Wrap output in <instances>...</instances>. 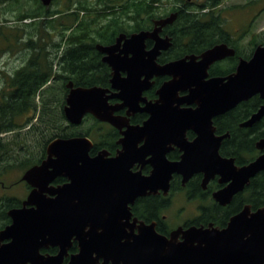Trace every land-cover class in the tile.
<instances>
[{
    "label": "water",
    "instance_id": "1",
    "mask_svg": "<svg viewBox=\"0 0 264 264\" xmlns=\"http://www.w3.org/2000/svg\"><path fill=\"white\" fill-rule=\"evenodd\" d=\"M40 1L48 7L53 0ZM176 17V11L170 12L155 20L152 31L133 32L128 37L120 33L112 45L96 44L106 53L102 61L112 69L109 82L115 92L100 85L67 83L66 121L80 125L90 114L117 129L126 126L118 141L121 148L114 156L104 149L90 155L93 142L87 136L49 141L45 157L20 176L30 190L21 207L7 210L10 223L0 229V264H63L73 240L78 242V251L70 255L67 264H97L94 254L105 258L102 264L107 260L113 264H264V207L252 210L249 204L224 228L190 227L182 231L180 243L145 226L132 241H122L129 204L138 196L159 190L167 194L172 172L182 174L184 181L199 171L205 172V180L220 174L228 184L213 196L226 204L251 177L264 171V152L241 167L234 166L232 158H222L218 148L224 136L215 137L212 124L214 116L255 94L264 99V45L258 44L250 58H241L235 71L224 77L207 79V70L213 62L234 55V49L225 43L157 68L152 59L142 58V41L152 37L157 41L156 49L167 48L168 38L163 44L158 31ZM120 45L124 56L114 54ZM128 52L133 56L127 58ZM157 72L170 77L158 90L159 105H150L151 116L143 125H128L127 116L140 109L147 78ZM179 91L187 94L179 96ZM110 97H117L120 103L109 104ZM120 107H127L126 116L114 114ZM263 116L264 104L246 124ZM187 129L196 133L192 141L185 138ZM167 143L182 151L180 160L166 158ZM256 146L263 150L264 138ZM135 163H149L152 169L143 175L141 170H131ZM58 177L66 181L53 184ZM49 247H57V252H41Z\"/></svg>",
    "mask_w": 264,
    "mask_h": 264
},
{
    "label": "trees",
    "instance_id": "2",
    "mask_svg": "<svg viewBox=\"0 0 264 264\" xmlns=\"http://www.w3.org/2000/svg\"><path fill=\"white\" fill-rule=\"evenodd\" d=\"M69 1H76L80 7L73 8L70 3L68 12L46 10L39 0H35L33 12L21 14L24 10L16 7V18L31 19L36 24V50L28 63L9 77L11 88L0 89V184H6L10 174L39 163L45 157L46 145L56 137L88 136L95 141L93 153L99 148L111 149L113 128L89 115L80 125H71L63 113L69 81L75 86L108 85L109 75L95 55V42L112 39L119 32L137 31L151 18L178 10L174 27H188L192 36L201 37L202 42L197 44L201 48L218 42L235 45L220 13L222 0H99L100 8L90 6V0ZM153 3L160 6L159 10ZM83 10L91 13L80 16ZM73 25L75 28L68 31ZM252 43L264 45V31L255 35ZM62 180L57 178L55 182ZM242 196L243 203L253 209L264 207V171L251 179ZM19 201L0 196V229L10 222L7 210ZM236 202L237 197L233 204Z\"/></svg>",
    "mask_w": 264,
    "mask_h": 264
},
{
    "label": "flooded vegetation",
    "instance_id": "3",
    "mask_svg": "<svg viewBox=\"0 0 264 264\" xmlns=\"http://www.w3.org/2000/svg\"><path fill=\"white\" fill-rule=\"evenodd\" d=\"M56 1L57 0H53L51 4L46 7L39 0L40 4L46 10H53L54 8L51 7ZM0 2L2 5L16 2V7H19V9L21 8L24 10L21 14H26L28 13L27 11L33 12V9H35L36 4L35 0H0ZM89 2H91L89 3V5L94 8H100L102 6L99 0H90ZM70 3L71 2L69 0H65L64 3H62V6L64 5L62 9H55L66 10ZM71 4L73 8L80 7V5L76 3V1L72 2ZM153 4L154 8L159 10L160 6L157 4V7H155L156 3ZM15 10L17 12L18 8H15ZM66 11L68 12V10ZM173 11L177 12L178 17L179 11ZM173 11H169L166 14H160L158 17L151 18L148 24L142 29H139L137 31L119 32L114 35L112 39L105 38L104 41H98L94 43L93 48L95 55L98 60L106 66L107 73L109 75L108 85L103 87L110 88L111 92L116 91L114 89H111L109 82L111 78L112 69L108 64L102 61V58L106 55V53L99 51L96 48V44H102L104 46L112 45L115 43L116 38L120 33H125L128 37L133 32L152 31L155 28V20L163 18ZM88 13L91 12L83 10L81 11L80 16H86V14ZM56 15H59V13ZM176 19L173 22L166 24L158 31V38L163 39V44L164 40L168 38L167 40L169 42V45L167 48L156 49L157 41L155 38L152 37H146L142 41L140 47V53L142 58L146 60L152 59L151 64L153 66H156L157 68L158 66H162L166 62L183 58L187 55L198 56L204 50L216 44L225 43L229 47L234 49V55L227 56L225 58L213 62L207 70V79L216 76L224 77L235 71L236 66L241 58H250L255 47L258 44H261L257 43L256 45H254L250 40L249 44L247 43V45H243V43H241V39L244 35L238 34L233 35L232 37L234 39L235 45H229L226 42H218L210 47L201 48L197 44L202 42V38L192 36L190 34L191 30H189L188 27L176 29L174 27ZM74 28L75 25L70 27L68 31H71ZM36 38V24L31 19L23 20L14 17V19H4L3 21H0V54L2 55L1 58L10 55V61L12 62V64L10 65L9 63H5L4 59H0V89L11 88L10 83L8 81L9 77L14 74L15 70L20 69L28 63L29 58L34 54L36 50ZM122 43L123 41L121 42V44ZM47 48L51 53L55 52V48L48 46ZM62 48L63 47L60 48V51L62 50ZM121 49L122 45H120L119 50H116L114 54L120 53ZM120 56H124V53H120ZM132 56V52H128L126 54L127 58H130ZM54 68L57 69L58 66H55ZM121 75L124 76L125 73L122 72ZM143 77H145V75ZM169 79V76L160 74L158 72L151 74V76L147 78L148 86H146L142 90L141 100L139 101L138 105V108L140 109L127 116L128 125L141 126L149 120L151 116V109L149 107L150 105L152 106L156 102L157 105H159L160 94L158 93V90L164 84V82ZM186 94L187 91L178 92L179 96H184ZM108 103L111 105H116L120 103V100L117 97H110L108 99ZM263 104L264 99H262L259 94H255L247 100L237 103L233 108L221 114H218L212 118V124L215 127L213 133L214 136H224L220 141L218 153L222 158H232L233 165L236 167H241L250 163L259 154L264 152V149L261 150L256 146V143L260 139L264 138V135H262L264 134V116L250 125L246 124V122L251 118V116L255 112H257L260 106ZM190 106L195 107L194 104H191ZM126 113L127 107H120L114 111L115 115L126 116ZM88 115L93 117L90 114ZM216 121H219L218 124L216 123ZM103 123H106L115 131L111 141L112 147L110 150L106 148H99L94 153L92 151V147L90 155H94L99 150L104 149L109 152V156H114L117 151L121 148L118 141L122 137L121 130H125L126 126H123L120 130L107 122ZM195 137L196 133L192 129H187L185 131V138L188 141H192ZM90 139L92 140L94 146L95 141L92 138ZM165 147H168V151L166 152L165 156L169 161L180 160L182 151H180L176 144L167 143L165 144ZM147 159L148 157L146 158V160ZM151 169L152 167L149 163H145L143 165L135 163L131 167L132 171L141 170V173L143 175H148ZM256 175L250 178L249 183L245 185L242 190L233 194L229 202H227L226 204H220L214 199L213 194L223 189L228 184V182H223L221 180L220 174L214 173L209 176L207 180H205V172L199 171L194 172L186 181H184L182 174L172 172L169 178V188L167 194H164L161 190H159L157 193L138 196L135 198L133 203L129 204L128 208L130 215L127 218L123 219V222L125 224V237L122 239V241H132L137 235L140 234V229L142 228V226H145L144 228L147 229L152 228L154 232H156L160 236L165 237L167 240H171V238L173 237L175 243H180L181 241H183L182 231L190 227H215L217 229L224 228L233 215L241 211L246 204H249L243 203L242 195L244 194L246 187L250 184L251 179L254 178ZM56 179L53 182V184L55 185L62 184L66 181V179L63 178L61 182H55ZM23 183L27 189V193L23 198L20 199L19 204L14 207H21L22 201L25 200L30 190V187L25 182ZM1 185L3 186V184ZM27 187H29V189ZM236 197L237 202L233 204V201ZM182 202L184 203L183 205ZM185 204H189L190 208H187ZM251 209L255 210L252 208V206ZM50 249H53V252H50ZM77 251L78 242L73 240L72 245L68 250V255L64 257L63 264H67L70 255L76 253ZM41 252L55 254L57 252V247L41 249ZM94 256L97 257V264H102L104 261H106L103 256H97L96 254H94ZM107 261V264H113L112 261Z\"/></svg>",
    "mask_w": 264,
    "mask_h": 264
},
{
    "label": "rangeland",
    "instance_id": "4",
    "mask_svg": "<svg viewBox=\"0 0 264 264\" xmlns=\"http://www.w3.org/2000/svg\"><path fill=\"white\" fill-rule=\"evenodd\" d=\"M65 0H57L51 8H61L62 3ZM204 0H192L191 2L200 3ZM179 5V4H178ZM16 2L2 5L0 2V21L6 19H14L16 8ZM223 10L220 12L222 18H224L225 25L233 35L245 34L241 39V43L249 44V41L255 39L262 31H264V0H257L251 2V0H222L221 6ZM1 55V54H0ZM0 59H4L5 63L10 61V55L4 56ZM8 59V61H7ZM10 61V62H9ZM17 64V63H15ZM87 124V123H86ZM23 172L10 174L8 181L3 186L0 184V196L7 195L9 197H15L21 199L27 193V189L23 182L17 181ZM17 181V182H16ZM12 183V184H10ZM184 203L182 202V205ZM187 208H190L189 204H185Z\"/></svg>",
    "mask_w": 264,
    "mask_h": 264
}]
</instances>
